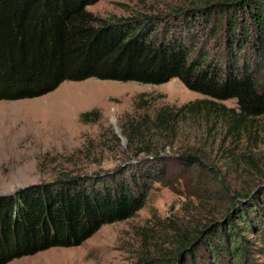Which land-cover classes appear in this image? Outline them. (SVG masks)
Here are the masks:
<instances>
[{"label":"rangeland","instance_id":"rangeland-1","mask_svg":"<svg viewBox=\"0 0 264 264\" xmlns=\"http://www.w3.org/2000/svg\"><path fill=\"white\" fill-rule=\"evenodd\" d=\"M205 1L211 0H99L87 11L164 25L174 21L173 11ZM160 160L165 169L145 180V201L132 217L102 225L79 246L6 264H174L203 230L249 201L233 203L236 193L264 187V114L244 116L235 101L207 99L177 80L88 79L63 82L38 98L0 101V196L76 177H126L124 171L144 165L156 174ZM257 232L264 241L262 226L245 234L254 244L248 259L264 264Z\"/></svg>","mask_w":264,"mask_h":264},{"label":"trees","instance_id":"trees-1","mask_svg":"<svg viewBox=\"0 0 264 264\" xmlns=\"http://www.w3.org/2000/svg\"><path fill=\"white\" fill-rule=\"evenodd\" d=\"M97 1L0 0V101L38 98L63 82L88 79L177 80L207 99L235 101L244 116L264 114V0L205 1L173 11L174 21L164 25L152 17L99 18L87 11ZM150 169L58 180L0 196V264L79 246L102 225L129 219L143 206L145 180H155L165 167L156 174ZM248 196L236 193L233 203L249 201L203 230L174 264H253L248 255L254 244L245 234L264 229V187Z\"/></svg>","mask_w":264,"mask_h":264},{"label":"bare ground","instance_id":"bare-ground-1","mask_svg":"<svg viewBox=\"0 0 264 264\" xmlns=\"http://www.w3.org/2000/svg\"><path fill=\"white\" fill-rule=\"evenodd\" d=\"M90 99H91V98H89L85 103H90Z\"/></svg>","mask_w":264,"mask_h":264}]
</instances>
